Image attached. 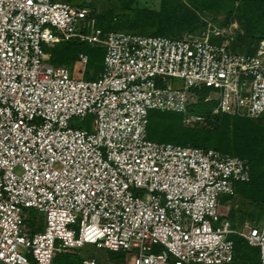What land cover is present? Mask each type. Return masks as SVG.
Segmentation results:
<instances>
[{
  "label": "built area",
  "instance_id": "2783aa9c",
  "mask_svg": "<svg viewBox=\"0 0 264 264\" xmlns=\"http://www.w3.org/2000/svg\"><path fill=\"white\" fill-rule=\"evenodd\" d=\"M74 39L104 47L97 80L49 62L43 45ZM203 87L216 112L259 118L264 42L234 54L208 36L104 32L68 2L0 0V264H53L85 244L128 253L124 264H232L233 235L264 264V221L236 230L220 210L250 180L249 162L148 138L151 111L187 113ZM87 116L93 131L72 126ZM27 209L43 214L41 232L24 230Z\"/></svg>",
  "mask_w": 264,
  "mask_h": 264
},
{
  "label": "trees",
  "instance_id": "16d2710c",
  "mask_svg": "<svg viewBox=\"0 0 264 264\" xmlns=\"http://www.w3.org/2000/svg\"><path fill=\"white\" fill-rule=\"evenodd\" d=\"M72 3L75 0H64ZM91 10L95 25L104 32H122L147 37L162 36L172 40L200 39L208 36L234 54H256L264 42V0H160L158 7L141 6L139 0H91L82 2ZM101 8V11L98 10ZM232 33L215 36L216 30ZM49 62L68 68L75 77L80 54H87L85 72L90 80L98 79L104 69L105 49L100 45L70 40L47 46ZM212 89H192L187 113L153 110L149 115L148 138L159 143L184 147L215 149L224 155L246 159L251 168L250 180L238 183L235 196L221 199V213L234 229L259 225L264 221V114L259 118L237 117L216 112L218 100ZM32 209L24 213V230H43ZM232 264H261L260 251L243 238L233 235ZM81 250V249H80ZM61 253L53 264H82L81 251ZM112 264H124L123 252L109 251Z\"/></svg>",
  "mask_w": 264,
  "mask_h": 264
},
{
  "label": "rangeland",
  "instance_id": "374dc122",
  "mask_svg": "<svg viewBox=\"0 0 264 264\" xmlns=\"http://www.w3.org/2000/svg\"><path fill=\"white\" fill-rule=\"evenodd\" d=\"M52 1L53 2H66L64 0H52ZM159 1L160 0H139V5L158 7ZM82 2H83V0H75L73 2V4L80 6V4ZM84 2H86V1H84ZM98 10L101 11V8H99ZM236 27H237V25H233L232 28L230 30L226 31L225 33H232V30L235 29ZM43 48L45 50L46 45H43ZM92 69H93L92 66H84L81 63V60L79 58V61L77 62L76 66H75V72H74L75 78H83L85 80H90V78L85 77V72L92 70ZM94 80H96V79H94ZM168 83L175 86V85H180L183 82L178 80V79H174V80L170 79V80H168ZM211 95L213 97L214 95H216V92H214V90H212ZM72 126L73 127H81V128L87 129L89 131H93V116H87L84 119L75 118L72 121ZM33 212L36 214V217H37L39 223H41V225H42L44 223L43 214L40 212H36V211H33ZM25 231L30 233V234H34V233H31L30 230H28V229H25ZM78 231H79V229H78V227H76V234H78ZM35 232L38 233L40 231L37 230ZM79 250L81 251L80 253L82 254V257L84 260L94 258V259H96L98 264H112L110 257H109V251L110 250H107L104 248H98L95 244H85V246L82 248L66 250V251H63L61 253H75ZM61 253H59V254H61ZM123 253L125 255L124 263H126L128 260V253H125V252H123Z\"/></svg>",
  "mask_w": 264,
  "mask_h": 264
}]
</instances>
